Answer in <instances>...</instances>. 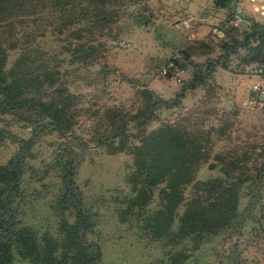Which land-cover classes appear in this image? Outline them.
Instances as JSON below:
<instances>
[{
	"label": "rangeland",
	"instance_id": "obj_1",
	"mask_svg": "<svg viewBox=\"0 0 264 264\" xmlns=\"http://www.w3.org/2000/svg\"><path fill=\"white\" fill-rule=\"evenodd\" d=\"M107 8L117 16L104 36L82 39L100 44L88 66L64 52L75 42L70 32L58 36L47 30L36 40L40 54L28 59L30 71L60 65L57 86L73 95L70 139H59L51 130L32 135L36 122L28 125L0 114V167L11 161L19 171L15 187L7 192L2 264H26L11 247L14 227H29L37 240L42 235L56 239L60 221L85 224L83 238L98 248L97 264H264V183L256 191H241L236 220L227 229L178 238L177 219L191 185L184 187L169 230L159 234L147 218L159 209L162 185L138 207L130 155L142 135L169 124L200 138L204 162L196 175L199 181L222 177L214 162L217 155L242 157L246 152L249 163L264 161V111L246 103L255 71L264 68V21L242 15L239 25L229 26V12L213 0H120ZM219 22L224 38L216 40L211 28ZM35 26H17L15 33ZM6 55L8 69L18 52ZM167 61L182 71L179 83L159 75ZM191 72L197 81L180 98ZM43 92L49 94L51 88ZM115 116V122L120 117L125 125L123 146L117 139L105 149L108 141L102 146L97 141L110 132ZM141 119L145 122L138 127ZM68 168L72 185L64 181Z\"/></svg>",
	"mask_w": 264,
	"mask_h": 264
},
{
	"label": "trees",
	"instance_id": "obj_2",
	"mask_svg": "<svg viewBox=\"0 0 264 264\" xmlns=\"http://www.w3.org/2000/svg\"><path fill=\"white\" fill-rule=\"evenodd\" d=\"M118 1L0 0V114L19 117L28 125L36 122L39 127L32 129V135L51 130L59 139H70L72 115L68 114V104L73 95L57 86L60 65L48 69L40 65L30 71L31 62L28 59L40 54L36 40L42 38L47 30L58 36L70 32L75 42L65 46L64 52L74 58L73 62L88 66L87 62L90 64L96 56L95 49L100 44L93 46L82 39L92 38L94 33L100 38L104 36L103 32L117 16V11L108 9L107 5L117 4ZM28 24L37 26L31 32L23 28L20 35L15 33L17 26L22 28ZM74 25H78V29L69 30ZM6 51L18 52L8 69L5 68ZM191 76V83L180 89L178 97H183L184 90L194 88L197 79L194 72ZM46 86L51 88L49 94L43 92ZM18 111H27L29 115H18ZM117 117L110 119V132L97 141L102 146L107 140L108 143L102 146L105 149L117 139L123 146L125 125L120 117L115 122ZM144 122L141 119L138 127ZM31 139L25 141L26 147ZM120 149L117 148V151ZM130 155L134 177L137 178L132 190L136 192L138 207L150 200L153 188L162 185L158 191L159 209L147 218L159 234L169 230L173 213L183 202V190L188 185H191V195L177 219L176 237H199L201 233L211 235L227 229L236 220L241 191H256L264 183V161L254 159L249 163L247 157L244 158L246 152L241 154L242 157H236L231 152L215 156L214 162L218 164L222 177L197 180L199 166L204 162L200 138L169 124L142 135L138 145L130 149ZM64 174V181L67 178L66 183L72 185V169L68 168ZM18 176L19 171L11 161L0 167V235L7 223L3 218L9 203L7 192L15 187ZM84 230L82 221L72 224L60 221L56 239L42 235L37 240L29 227L16 226L11 247L26 264H97L98 248L84 240ZM1 259L0 264L3 262Z\"/></svg>",
	"mask_w": 264,
	"mask_h": 264
},
{
	"label": "built area",
	"instance_id": "obj_3",
	"mask_svg": "<svg viewBox=\"0 0 264 264\" xmlns=\"http://www.w3.org/2000/svg\"><path fill=\"white\" fill-rule=\"evenodd\" d=\"M247 2L252 5L255 12L264 14V0H232V7L229 12L228 25L236 27L242 21V3ZM219 24H212L211 34L216 40L224 38V31ZM183 27L187 28L186 22H183ZM173 61H167L159 70V75L162 77H170L174 82L179 83L178 75L181 73ZM256 80L250 85L246 103L257 110L264 111V68H259L255 71Z\"/></svg>",
	"mask_w": 264,
	"mask_h": 264
},
{
	"label": "crops",
	"instance_id": "obj_4",
	"mask_svg": "<svg viewBox=\"0 0 264 264\" xmlns=\"http://www.w3.org/2000/svg\"><path fill=\"white\" fill-rule=\"evenodd\" d=\"M231 3H232V0H226L221 7H224L225 10H227L228 12H230V9L231 8L229 6H230ZM221 7H218V8H221ZM242 15L245 16L246 18L250 19V20H253L254 22L264 21V14L263 13L260 14L259 12H255L253 10L252 5L249 4V3H247V2H243L242 3Z\"/></svg>",
	"mask_w": 264,
	"mask_h": 264
},
{
	"label": "water",
	"instance_id": "obj_5",
	"mask_svg": "<svg viewBox=\"0 0 264 264\" xmlns=\"http://www.w3.org/2000/svg\"><path fill=\"white\" fill-rule=\"evenodd\" d=\"M226 0H213V2L215 3V5L217 6V7H221L223 4H224V2H225ZM230 8L232 7V3L230 4V6H229ZM212 167V165H209V166H207V169H210Z\"/></svg>",
	"mask_w": 264,
	"mask_h": 264
}]
</instances>
